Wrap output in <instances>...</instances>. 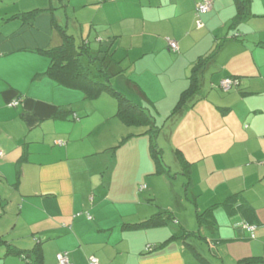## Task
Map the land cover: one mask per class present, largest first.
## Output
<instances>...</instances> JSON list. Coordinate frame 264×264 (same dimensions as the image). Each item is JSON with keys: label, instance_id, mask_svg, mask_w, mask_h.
I'll return each instance as SVG.
<instances>
[{"label": "crops", "instance_id": "0c3cea01", "mask_svg": "<svg viewBox=\"0 0 264 264\" xmlns=\"http://www.w3.org/2000/svg\"><path fill=\"white\" fill-rule=\"evenodd\" d=\"M57 1L59 5L48 0V6H39L42 4L32 0H0V218L13 202L17 209L15 223L21 219L23 227L32 224L23 244L15 242L20 237L8 241L1 238L13 231L5 232L4 228L0 246L29 250L39 244L42 264H57L55 255L62 251L68 253L72 264H87L90 256L100 264H199L184 244L174 240L155 252H146L147 247L177 233L174 224L136 232L120 229L123 222L139 221L157 212L147 204L151 199L140 202L143 194L138 195L137 188H132L137 201L133 218L106 212L111 209L106 203L111 190L110 186L106 192L107 167L114 170L123 163L138 169L136 182H145V190L153 199L155 189L164 186L165 176L153 178V168L144 166L142 170L137 161L133 165L139 158L107 155L105 150L115 146L118 136L107 144L86 141L100 125L98 116L90 120L94 112L89 106H94L86 103L79 91L67 90L43 75L49 59L38 51L62 44L57 25L74 39L72 28L76 29L78 43L88 42L94 52L104 50L103 45L111 42L119 65L110 63L108 72L112 75L117 67L124 69L112 79L114 86L162 118L171 113L187 88L194 61L209 55L221 39L227 38L203 72L201 88L194 98L197 102L187 104L179 116L177 127L184 115L197 116L188 130L194 140H201V146L186 152L183 146L171 142L166 151L181 150L192 163L190 186L196 179L199 187L204 186L190 187L194 219L196 211L220 204L239 192L240 202L251 208L234 213L221 207L214 210L209 224L204 225L215 231L216 224L226 222L222 211L231 228L219 229L213 239L203 236L208 241H203L205 244L225 246V255L215 258L221 259V264L252 258L264 261V0H250L248 17L233 30L229 27L237 14L235 0H211V10L200 17L201 29L194 26L198 0ZM59 8L62 15L58 16ZM36 9L41 11L31 23L7 19ZM233 34L234 39L230 38ZM166 39L177 43V53L168 50ZM127 70L129 75H124ZM124 76L126 82L121 87L117 80ZM232 77L239 83L233 92L214 91L222 80ZM69 93L73 94L71 98ZM60 109L68 112L65 118L56 117ZM173 196L179 197L178 192ZM201 198L207 203L200 205ZM155 207L171 211L187 228L172 208ZM251 226L255 228L254 239L247 229ZM192 246L196 247L195 242ZM5 250L6 260L16 258V264H24L17 257L6 256Z\"/></svg>", "mask_w": 264, "mask_h": 264}, {"label": "trees", "instance_id": "16d2710c", "mask_svg": "<svg viewBox=\"0 0 264 264\" xmlns=\"http://www.w3.org/2000/svg\"><path fill=\"white\" fill-rule=\"evenodd\" d=\"M211 3V0H208ZM204 0H198L195 4L194 8V17L195 22L194 26L197 28V22L201 21V15L205 13H198V6L202 5ZM235 5L237 9L236 16L232 19L230 24V30H233L237 27V25L246 19L249 15V5L250 0H235ZM41 10L36 9L28 12H22L12 15L11 17L7 18L8 20L17 19L21 21H25L31 23L35 16ZM202 23V21H201ZM203 24V23H202ZM58 28L59 34L62 39V44L54 49L38 51L39 54L44 55L49 59V65L43 74L47 78H49L54 84L61 86L67 90H74L79 91L84 95L85 98L93 100L97 99L102 93H107L116 99V112L115 117L116 119L125 127H141L144 131L139 132L138 134H134L129 131L123 132L125 136H118L121 139L118 143L116 142V146L110 149L105 150V152L116 150L119 148L124 147L128 142L136 138H143L144 142L143 148L147 145L148 148V155L149 159L153 166V176H161L167 175L169 177H173L174 175L170 174V170L163 162V155H165L166 150L163 149V146L160 147L156 141H158L160 133L164 130L165 124L169 121H174V118H179L181 116V112L184 107L189 105L190 103L193 104L197 101L194 100L197 93L199 92L201 85H202V76L203 72L206 67L211 63L214 58V54L218 51V48L222 45V43L227 40V38L221 39L219 45L215 47V49L209 53L207 56L199 57L197 60L194 61L193 66L190 71V76L188 78V86L187 88L181 92L178 101L176 102L175 106L173 107L171 113L166 117L162 118L161 116L157 115L154 110H151L148 107H144L137 102L132 101L128 96H126L123 92L116 90L113 84L114 76L120 74L124 69H118L114 74H110L107 69V65L110 63H114L116 66L119 65V62L114 58V50H112V43L110 42L107 45H103L104 50H97L92 51L88 42L82 41L80 44L75 43V39L72 35H69L64 28ZM203 28V27H201ZM200 28V29H201ZM198 29V28H197ZM230 38L234 39L235 34L231 35ZM170 39H166L168 50L177 53L178 52V45L177 50L173 51L169 47ZM174 42V41H173ZM176 43V42H175ZM177 44V43H176ZM112 48V49H111ZM101 55V56H99ZM91 75H96V78H92ZM233 80L236 85L232 88H237L239 83L238 79L236 78H228ZM218 87L225 92L221 87L220 83ZM141 92V91H140ZM228 92V91H226ZM142 94V92H141ZM194 100V101H193ZM13 103H18V101H14ZM12 103V104H13ZM15 106V105H13ZM68 114L62 111V109L57 111L56 117L61 119L65 118ZM72 114V112H71ZM159 118V120H158ZM173 119V120H171ZM141 144V146H142ZM169 148V147H168ZM172 149H170L171 151ZM111 155H115V151ZM117 152V151H116ZM115 152V153H116ZM110 153V152H109ZM174 160L176 165L179 168V175L183 176L186 180L187 186L191 183V166L192 163L186 160L183 153L179 149H174L172 151ZM146 156V154H145ZM145 190V185H138L137 191L141 193ZM150 201V200H149ZM241 192L232 194L226 197L220 204H214L209 206L204 211L198 212L196 211L195 219L198 224V228L200 229L202 225L209 224V218L212 217L214 210L217 207H221L222 209L226 210L229 213H234L238 210L242 211L243 208H250L249 206L242 204L241 202ZM195 205V203H194ZM251 209V208H250ZM87 214V218L89 220L92 219V216L89 213ZM175 225V229L178 230L177 233L172 234L171 237L160 243L158 245L149 246L146 248V252H155L162 247L166 246L171 241H178L180 244H184L187 249H189L193 255V259L196 260L199 264H211L208 259L203 257L197 249L192 246V243L189 242L191 239H197L199 241H205L208 243L207 239L201 237L199 232L200 230H196L193 232H189L177 221L176 217L173 213L169 210H161L151 216L139 220V221H130V222H123L120 224V229L126 232H136V231H143V230H150L161 228L165 226ZM252 227V226H251ZM250 227H247L249 229ZM254 228V227H253ZM255 229V228H254ZM250 233V239H254L253 232ZM3 244V241L0 240V245ZM5 244V243H4ZM213 245V243H210ZM6 256H13L19 258L23 261L24 264H42V252L41 247L39 244L35 245L32 249L29 250H20L13 245L6 246L5 250ZM59 253H66L69 259L68 253L65 251ZM55 261L57 263L56 256ZM94 259L97 264L99 260L95 256H90L87 259V264H90V260ZM70 264H72L71 260L69 259ZM264 262L260 258H252V259H243L241 261L236 262V264H258ZM58 264V263H57Z\"/></svg>", "mask_w": 264, "mask_h": 264}, {"label": "rangeland", "instance_id": "374dc122", "mask_svg": "<svg viewBox=\"0 0 264 264\" xmlns=\"http://www.w3.org/2000/svg\"><path fill=\"white\" fill-rule=\"evenodd\" d=\"M26 1V0H25ZM31 1V0H28ZM34 3L38 4H42L39 6H48V3H46V1L48 2V0H32ZM45 1V2H44ZM60 2H58L57 0H53V5H59ZM71 7V5L69 6ZM91 9V8H90ZM80 12V10H77V13ZM62 15V9H58V16ZM64 22V21H63ZM72 30L75 31V41L76 43L80 42V37L78 35V31H76V29L72 28ZM93 35L91 36L90 40H93ZM93 42V41H91ZM79 44V43H78ZM92 44V43H91ZM93 47V45H91ZM118 54V53H117ZM116 54V55H117ZM101 56V55H100ZM124 75H129V70L123 72ZM131 74H133L131 72ZM92 78H96V75H91ZM126 76H124V78L117 80V84L119 86H123L125 85ZM204 86L206 88L210 87V84H204ZM203 86V87H204ZM116 90H119V87L116 85ZM218 90H214L217 93H222L223 91L218 87ZM124 91V89H121ZM234 91V88H232L231 90H229L228 92H223V93H231ZM73 93H78V92H73ZM83 95V94H82ZM73 96L72 93H69V98H71ZM83 100L86 103H90L89 105H93L94 109L92 106H89L90 111L94 112L93 116L90 117V120L95 119V116H98V123L100 124L97 129H96V133L93 134L92 136H87L86 137V141H91V142H107L109 143L111 139H113V137L116 136H125V134L123 132L125 131H129L132 132L134 134H138L141 131H144L143 128L141 127H131V128H127L125 126H123L114 116L115 112H116V108H117V102L116 99L114 97H112L111 95L107 94V93H102L97 99H87L84 97L83 95ZM188 114V113H187ZM184 121L183 123L180 124L179 127L178 124L180 123V117L179 118H174V121H169L167 124H165V128L164 130L160 133L158 141H156V143L159 144L160 147L163 146V148H166L169 146V144L171 142H173L176 145L179 146H183L186 150V152H188L189 150H195V147H199L201 146V140L197 139L194 140L193 136H191L192 134H190L189 132L191 130H188V124L189 123H194V121H196L197 116L194 114L193 116H187L184 115ZM107 119V121L104 122V120ZM159 120V118H158ZM173 120V119H171ZM92 121V122H93ZM93 126H95V124H92ZM177 127V128H176ZM124 134V135H121ZM110 139V140H109ZM117 140V138H116ZM121 139L118 140V142ZM117 142V143H118ZM144 139L143 138H134L133 140H131L130 142H128V144H126L124 147L116 149V150H111V151H117L116 153L114 152L115 156L117 158H128V157H136L139 158L141 160H133V165H135V162H140L142 170L144 169V166H146V168L151 169L152 170V163L149 159V155H148V148L147 145L143 148V143ZM116 143H114L115 145ZM142 144V146H141ZM117 145V144H116ZM115 145V146H116ZM112 146V145H111ZM114 146V147H115ZM199 150V149H198ZM108 151L107 155H111L113 152ZM168 151V150H167ZM165 153V155H163V162L164 164L167 166H169L170 168V174L174 175V177L179 173V168L176 165V162L174 160L173 154L172 153ZM110 152V153H109ZM169 152V151H168ZM146 154V156H145ZM117 163V160H116ZM148 165V166H147ZM138 169L136 171L135 168H131L130 166L120 163L119 165L115 166L114 170H111V168L106 169V173L105 175L107 176L105 179L106 181H108V185H106V192L109 190V187L111 186V190H110V199H108V201L106 203H108L107 206H110L111 209H107L106 212L107 213H116L119 215H124L125 218H128L127 220L133 218L132 216H134V212L137 210V201L135 200V196L132 193V188L136 189L138 184H137V179L138 177ZM105 172V171H104ZM176 172H178L177 174H175ZM165 177L162 179L164 183V186L161 187V185L159 186L158 189L156 190V197L155 199H153L154 197H149L148 196V191L147 190H143L142 191V196L140 197V202L146 203L147 200L151 199L150 201H147V204L154 207V209L158 212V208H156L155 206H160V208H167L170 207L174 210L175 213L179 214L181 216V218H183V220L186 223L187 226V230L190 231H196V230H200L199 234L201 237L205 236L208 238L213 239L216 235L219 229L222 230H226L230 228V222L226 223L228 221V217L224 214V212L221 211V213L224 215V219L226 222H223L222 225L220 224H216V228L215 231L212 229V227L210 226H205L202 225V227L199 229L197 222L195 221V219L191 216V211L194 210L193 206V198L191 196V188H204V186L199 187V183L200 181L198 179H196L194 181V185L191 187L190 185L187 186L186 184V180L183 179V177L181 175L178 174V179L175 180L173 177H169L167 175H164ZM113 177V181L112 178ZM152 177V176H151ZM167 177H168V181L167 182ZM153 178H155L153 176ZM152 178V179H153ZM111 181H112V185H111ZM165 183H167V186L165 185ZM146 183L145 182H141V185H143ZM201 184V183H200ZM191 187V188H190ZM203 190V189H202ZM145 192V193H144ZM173 192H178L179 197H174L173 196ZM138 195H141L140 193L137 192ZM139 197V196H138ZM205 198H201L199 204L202 205V203L206 204L207 202H204ZM146 200V201H145ZM21 204V203H20ZM8 209H5V213L4 215L0 218V232L5 228V232L7 230H13L12 234L9 235V237L6 238V236L8 235H4V240L8 241L14 238H18L20 237L21 239H17V241L15 242H20L21 244H23L24 242H26V240L28 239V237H25L26 234H28V230L30 229V227L32 228V224H30V226L28 227H23V221L20 219L18 223L16 222V217H14V214L16 215V203H9L8 204ZM203 210V209H202ZM155 211V212H156ZM156 212V213H157ZM1 213V211H0ZM155 214V213H154ZM16 224V225H14ZM228 227V228H227ZM242 228V227H241ZM246 228V227H245ZM231 229V228H230ZM31 237V236H30ZM198 249V251L202 252V255L207 258L211 263L213 264H221V259H217V257L215 258V256H221L223 257L226 253L225 251V246H218V245H211V244H205L203 242L197 241L196 239L191 240V243L194 244ZM4 246H0V264L4 263L5 261H8L7 264H16L17 260L16 258H11V257H7L4 258ZM185 255L190 258V256L185 253ZM192 259V258H190ZM19 263H21L22 261L20 259H18ZM228 261L225 262V264H229Z\"/></svg>", "mask_w": 264, "mask_h": 264}, {"label": "built area", "instance_id": "2783aa9c", "mask_svg": "<svg viewBox=\"0 0 264 264\" xmlns=\"http://www.w3.org/2000/svg\"><path fill=\"white\" fill-rule=\"evenodd\" d=\"M211 9V3L208 0H204V3L202 5L198 6V13H205L207 11H209ZM201 27H203V24L201 23V21L197 22V28L200 29ZM169 47L175 51L177 50V44L173 41H169ZM236 85V83L231 80V79H224L220 82V87L226 92L229 91L230 89H232V87ZM13 105H16V103H13ZM2 153L0 152V157H1ZM253 227H250L248 229L249 232L253 231ZM57 259V263L58 264H70L69 259L67 257L66 253H59L56 256ZM90 264H97V262L94 259L90 260Z\"/></svg>", "mask_w": 264, "mask_h": 264}]
</instances>
